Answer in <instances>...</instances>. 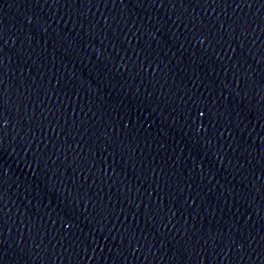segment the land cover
Here are the masks:
<instances>
[{"label": "water", "instance_id": "water-1", "mask_svg": "<svg viewBox=\"0 0 264 264\" xmlns=\"http://www.w3.org/2000/svg\"><path fill=\"white\" fill-rule=\"evenodd\" d=\"M0 264H264V0H0Z\"/></svg>", "mask_w": 264, "mask_h": 264}]
</instances>
